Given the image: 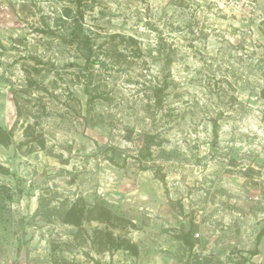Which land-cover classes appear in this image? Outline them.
<instances>
[{"label": "rangeland", "instance_id": "1", "mask_svg": "<svg viewBox=\"0 0 264 264\" xmlns=\"http://www.w3.org/2000/svg\"><path fill=\"white\" fill-rule=\"evenodd\" d=\"M82 10L0 0V264H258L264 0Z\"/></svg>", "mask_w": 264, "mask_h": 264}, {"label": "trees", "instance_id": "2", "mask_svg": "<svg viewBox=\"0 0 264 264\" xmlns=\"http://www.w3.org/2000/svg\"><path fill=\"white\" fill-rule=\"evenodd\" d=\"M83 1L84 0H77V11H76V15L73 16L71 12H67L66 16L68 17L69 24L71 26V30L68 32V38H64V39H68L71 43H77L78 45H82L83 48H87L89 53H87L86 59L87 61H89L91 59V56L93 55V48L90 47L89 42H88V37L84 36V32H83V25L81 23V19L83 18ZM70 18V19H69ZM94 63H97V60L92 61ZM89 92V90H87ZM92 94H90V98L92 99ZM32 126L28 125L25 129L26 131V135H33V130H32ZM216 133H217V129H216ZM217 135V134H216ZM11 140V134L2 126L0 125V142L2 144H9ZM155 136L153 135H148V138L146 139V145L144 147V150H147V153L150 154V148H151V144L155 143ZM144 150H142V153L144 152ZM73 222V221H72ZM75 223V222H74ZM264 235V228L261 229L259 231V233L257 234L256 237V242H257V246L261 241L262 236ZM186 244L190 247L193 248L195 246L196 241H198V239H196L193 236V233H188L186 234L185 238H184ZM258 247L255 248V250L253 251L254 254L258 253ZM195 264H208L206 261L198 258V260H196Z\"/></svg>", "mask_w": 264, "mask_h": 264}, {"label": "crops", "instance_id": "3", "mask_svg": "<svg viewBox=\"0 0 264 264\" xmlns=\"http://www.w3.org/2000/svg\"><path fill=\"white\" fill-rule=\"evenodd\" d=\"M264 228V221L260 223L259 231ZM258 253L254 256V261L258 264H264V235L261 238L260 243L258 244ZM263 262V263H260Z\"/></svg>", "mask_w": 264, "mask_h": 264}, {"label": "built area", "instance_id": "4", "mask_svg": "<svg viewBox=\"0 0 264 264\" xmlns=\"http://www.w3.org/2000/svg\"><path fill=\"white\" fill-rule=\"evenodd\" d=\"M201 237V232L200 231H197L196 233H195V238L196 239H199Z\"/></svg>", "mask_w": 264, "mask_h": 264}]
</instances>
